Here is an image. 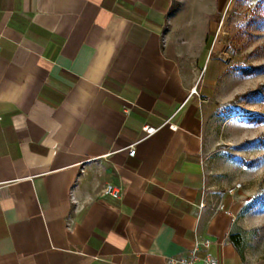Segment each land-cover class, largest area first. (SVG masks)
I'll return each mask as SVG.
<instances>
[{"label":"crops","instance_id":"obj_1","mask_svg":"<svg viewBox=\"0 0 264 264\" xmlns=\"http://www.w3.org/2000/svg\"><path fill=\"white\" fill-rule=\"evenodd\" d=\"M174 2L0 0V264H166L205 239L243 264Z\"/></svg>","mask_w":264,"mask_h":264},{"label":"rangeland","instance_id":"obj_2","mask_svg":"<svg viewBox=\"0 0 264 264\" xmlns=\"http://www.w3.org/2000/svg\"><path fill=\"white\" fill-rule=\"evenodd\" d=\"M172 13V36L189 45L185 68L199 67V93L219 104L212 131L223 143L208 176L236 189L243 264H264V0H175Z\"/></svg>","mask_w":264,"mask_h":264},{"label":"built area","instance_id":"obj_3","mask_svg":"<svg viewBox=\"0 0 264 264\" xmlns=\"http://www.w3.org/2000/svg\"><path fill=\"white\" fill-rule=\"evenodd\" d=\"M192 95H198L197 87H194L191 90ZM143 131L147 133V135H153L156 133L157 129L146 125L143 127ZM136 153V149L134 147L130 148L129 154L134 156ZM237 187H240L238 185ZM102 195L111 197L113 199H120L122 195L121 187L114 184H107L103 190ZM211 246V241L209 239L205 240H197L195 241L193 247L189 250L188 254L185 257L181 258H168L166 264H216L215 259L208 253V249Z\"/></svg>","mask_w":264,"mask_h":264},{"label":"trees","instance_id":"obj_4","mask_svg":"<svg viewBox=\"0 0 264 264\" xmlns=\"http://www.w3.org/2000/svg\"><path fill=\"white\" fill-rule=\"evenodd\" d=\"M230 242L235 246L239 254L243 257V240L241 233L235 232V230L229 236Z\"/></svg>","mask_w":264,"mask_h":264}]
</instances>
